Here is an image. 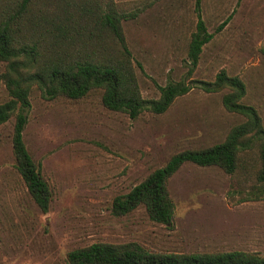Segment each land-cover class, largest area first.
<instances>
[{"label": "rangeland", "instance_id": "374dc122", "mask_svg": "<svg viewBox=\"0 0 264 264\" xmlns=\"http://www.w3.org/2000/svg\"><path fill=\"white\" fill-rule=\"evenodd\" d=\"M117 10L137 11L121 21L143 98L187 74V47L197 21L196 0H113ZM200 16L213 37L202 46L187 84L162 113L136 118L101 103V89L80 99L29 94L22 136L47 181L51 199L42 212L15 168L14 115L0 124V264H67L72 249L94 242L134 241L153 252L242 250L264 256V198L247 200L257 183V147L239 155L233 174L215 165L183 163L167 180L173 201L168 224L151 220L140 204L115 214L112 202L184 149L221 142L245 117L227 111V90L208 92L224 69L245 85L241 101L264 126V0H200ZM227 23L217 32V26ZM0 102L9 98L1 74Z\"/></svg>", "mask_w": 264, "mask_h": 264}, {"label": "trees", "instance_id": "16d2710c", "mask_svg": "<svg viewBox=\"0 0 264 264\" xmlns=\"http://www.w3.org/2000/svg\"><path fill=\"white\" fill-rule=\"evenodd\" d=\"M187 47L189 68L176 81L158 86L157 98H143L131 63L121 21L137 16V11L122 12L113 0H0V60L6 63L1 74L9 98L0 102V124L14 115L11 146L14 165L38 208L46 212L51 199L47 181L28 152L22 132L30 106L29 94L38 88L45 99L65 96L80 99L93 89H101L102 105L112 111L136 118L142 111L164 112L191 86L187 80L197 65L202 46L212 37L200 16ZM223 20L215 32L219 31ZM208 92L226 89L221 101L229 112L245 117L233 125L225 138L210 146L184 149L172 154L167 162L152 170L127 193L112 202L115 214H125L138 205L145 206L148 217L168 224L173 201L167 180L185 162L199 166L215 165L233 174L240 153L257 147L258 184L247 200L264 198V126L257 110L241 101L245 85L239 76L219 70L213 81L193 80ZM67 264H264L256 252L229 250L220 252H153L137 242H94L66 254Z\"/></svg>", "mask_w": 264, "mask_h": 264}]
</instances>
